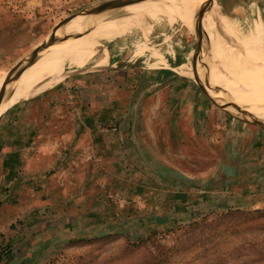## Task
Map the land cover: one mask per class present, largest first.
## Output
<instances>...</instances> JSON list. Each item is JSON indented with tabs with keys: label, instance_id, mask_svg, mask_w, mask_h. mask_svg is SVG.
Returning a JSON list of instances; mask_svg holds the SVG:
<instances>
[{
	"label": "rangeland",
	"instance_id": "obj_1",
	"mask_svg": "<svg viewBox=\"0 0 264 264\" xmlns=\"http://www.w3.org/2000/svg\"><path fill=\"white\" fill-rule=\"evenodd\" d=\"M105 1L0 0L1 84L9 74L12 80L27 74L47 44L59 46L50 49V64L79 45L92 50L80 64L64 60L63 76L47 88L68 78L77 83L65 97L68 130L77 96L83 100L81 128H126L135 153L133 162L108 165L100 159L97 167L83 152L63 175L56 168L38 175L25 162L5 168L8 160L0 153V264H264V150L236 147V162L248 166L236 167L235 174L225 170L233 152L230 137L217 128L228 120L264 138V0H199L179 8L180 0L153 15L163 0L114 7L103 6ZM75 17L64 26L69 30L83 21L82 30L73 28L69 39L51 42ZM97 19L113 21L112 28L103 31ZM189 40L195 52L186 60L181 49ZM164 68L167 81L158 72ZM31 98L0 111V130L12 127L4 119L7 110ZM201 107L207 108L201 121L207 137L192 117ZM97 113L117 120L100 122ZM206 172L209 179L221 176L226 190H233L234 181L244 184L254 197L241 206L207 209L171 203L160 216L154 198L163 194L167 177ZM27 176L32 177L23 186ZM43 224L47 232L36 235Z\"/></svg>",
	"mask_w": 264,
	"mask_h": 264
},
{
	"label": "crops",
	"instance_id": "obj_2",
	"mask_svg": "<svg viewBox=\"0 0 264 264\" xmlns=\"http://www.w3.org/2000/svg\"><path fill=\"white\" fill-rule=\"evenodd\" d=\"M190 20L188 25L192 26V18ZM209 27H211L210 23L207 24V28ZM211 33L212 29L208 32V35ZM254 33V36L257 38L259 36L258 27L255 28ZM193 44L194 41L189 40L181 49L183 57L186 60H190L194 55L195 47H193ZM83 48L79 45V49L69 52L67 58H59V63L56 64L49 63L53 57L44 60L33 72L28 74L25 81L16 88L13 96L8 99L4 110L15 102L27 97L31 98L41 92L39 96L29 99L26 103L11 106L7 110V114H5L4 119L7 124H11L12 122L11 128L0 130V153L5 160H8L5 162V168H10V166L13 169L16 167L20 168L25 162L26 168L32 169L34 172L36 170L38 175L41 174V170L55 168L61 170L59 174H62L64 173L62 170L70 167L71 163L79 162L83 152L90 154L91 161L97 167H99L100 159L108 161V165L113 162L115 163L117 159L120 163L121 161H135L133 155L135 154L133 150L134 146L131 141V135L126 128L118 130L116 125L110 129L81 128L84 120V116L81 117L83 100L82 98L78 99L77 96L75 101H71L72 105L73 103L75 104L71 106L72 111H70L71 115H73L74 125L71 130H68L67 119L70 106L65 97L69 88H78L77 83L73 84L72 80L68 78L55 86L47 88L52 85V81L63 76L62 72L65 68L62 67V63L64 60L69 59L72 63L80 64L85 56H89L92 53V50L83 51ZM44 65L47 66L42 68V70L38 69ZM158 72L162 75L163 81L169 80L170 76L167 74L169 70L164 68L158 70ZM30 74L32 75L29 77ZM195 111L198 116H192L193 121L196 123L200 122L197 130H201L203 137H207V123L201 124V121L207 120V108L203 109L201 107ZM201 114L203 115L202 120L199 117ZM95 119L100 122L117 120L110 113H97ZM125 119L126 116H123V121L121 122H125ZM220 124L217 128L220 133L223 130L226 137H230L229 142L232 149L231 152H233L229 156V159L223 162V166L225 165V170L229 168L235 174L236 167L239 168L241 165L248 166L247 163L240 164L236 162L237 155H234L236 154L235 148L256 146L262 147L264 150V138L258 132L252 131V128H245L241 124H235L228 120L224 122V125ZM86 140H88L87 145H85ZM12 160L18 163L17 166L14 165L16 162L8 164ZM228 161L230 163L227 167L226 163ZM134 163L136 164L137 162ZM249 165L253 168L255 163L252 161ZM139 168L142 169L143 167L139 166ZM239 174V172H236L237 177H239ZM20 177L19 180H21ZM31 177L27 176L20 183L24 186L27 182L26 179L30 180ZM145 178L148 179L147 176ZM165 186L167 187H162L163 194H155L156 197L154 198L157 202L156 208L160 212V216H164L165 212L168 213L167 210H164V207H169L171 203L174 205L175 203L184 201L188 204H196L200 209H207L227 205L241 206L251 200V197H254V193L246 192L244 184H239L238 181H234L233 190H226L227 184L221 179V176L209 179L207 178V172L193 178H189L188 176L186 178L180 174L174 177L171 175L167 177V185ZM228 191L232 194H226L229 193ZM15 208H18V205L12 206L11 211H15ZM46 227V224L41 225L39 228L37 225L36 235L46 233ZM32 240H30L31 244L29 246L34 243ZM22 243L25 248L26 242Z\"/></svg>",
	"mask_w": 264,
	"mask_h": 264
},
{
	"label": "bare ground",
	"instance_id": "obj_3",
	"mask_svg": "<svg viewBox=\"0 0 264 264\" xmlns=\"http://www.w3.org/2000/svg\"><path fill=\"white\" fill-rule=\"evenodd\" d=\"M179 1L180 0H163V3H162V5H161V7H159V9H157V11L156 10H154V11H152V15L153 14H155V13H167L169 10H172L174 7H176L177 5H178V3H179ZM186 1V0H185ZM185 1H183V2H181V4H180V7L179 8H181L182 6H183V4L185 3V5L186 6H188V5H192V4H194V3H196L197 1H199V0H187L186 2ZM178 10H180V9H178ZM92 11V10H91ZM131 11H132V9H131ZM136 11V10H135ZM176 11V10H175ZM177 12V11H176ZM173 14V13H172ZM128 16V15H127ZM129 17V16H128ZM78 17H75V18H73V19H71L70 21H67L66 23H64L63 25H62V27L55 33V35H54V37H53V39H51V42H59L60 40H67V39H69L70 37H69V31H73L72 29L73 28H75L74 30H76V31H78V32H80L81 30H82V26H81V24L82 23H84L83 21L82 22H80V23H77L79 26H76V25H71V27L69 28V30H68V27H66V26H69V24L71 23V22H75V21H77V20H79V18L77 19ZM84 20V19H83ZM98 21H97V24H98V28H101V27H103V31H106V30H108L109 28H112V26L111 25H109V24H111L112 22H111V20H109L108 22H103L102 24H100V21L101 20H99V19H97ZM85 21V20H84ZM87 22H88V20H86ZM93 23V22H92ZM86 23H84V25H85ZM91 24V23H90ZM64 25H66V26H64ZM83 25V24H82ZM94 25V24H93ZM89 26V25H88ZM91 26V25H90ZM95 26H93V28H94ZM90 28V27H89ZM88 28V29H89ZM87 30V29H86ZM70 32V33H71ZM51 37V36H50ZM90 38V37H89ZM86 39V38H85ZM63 42V41H62ZM66 42V41H65ZM69 42V41H68ZM58 44V43H57ZM73 44H75V43H73ZM73 44H71V45H73ZM50 44H47L46 45V47H44L43 49H41L38 53H37V55L35 56V60H33V62L32 63H30L31 64V67L29 68V70L27 71V74H22L23 72H21V74H19V75H14V77H13V80H12V76L10 77L11 79H9V81H6L4 84H3V87H4V94L2 95V97L0 98V111H1V113H2V110L4 109V107H5V105H6V103H7V101H8V98H9V95L23 82V81H25V79L27 78V76H28V74L29 73H31V72H33L38 66H39V64H40V62H41V60H46V59H48L49 57H53V54H51L50 53V49L51 48H58L59 46H55V45H50ZM49 46V47H48ZM64 47H67V46H61V49L63 48L64 49ZM46 48V49H45ZM51 51H53V50H51ZM43 58V59H42ZM78 60V59H77ZM103 60V59H102ZM101 62V61H100ZM29 64V65H30ZM98 64V63H97ZM102 64V63H101ZM28 66V65H27ZM25 68V67H24ZM25 70V69H24ZM23 70V68H21L20 69V71H24ZM19 71V72H20ZM12 73V72H11ZM9 76H10V74H9ZM8 76V77H9ZM11 80H12V82H11ZM0 87H1V80H0ZM0 113V114H1Z\"/></svg>",
	"mask_w": 264,
	"mask_h": 264
},
{
	"label": "water",
	"instance_id": "obj_4",
	"mask_svg": "<svg viewBox=\"0 0 264 264\" xmlns=\"http://www.w3.org/2000/svg\"><path fill=\"white\" fill-rule=\"evenodd\" d=\"M135 1H139V0H107V1H105L104 3H103V6H105V7H114V6H120V5H125V4H130V3H133V2H135ZM76 15V14H75ZM75 15H73V16H75ZM36 53H37V51H36ZM9 77L7 76L5 79H4V81L2 82V84H1V87H0V98L2 97V95L4 94V87H3V84L6 82V81H9V79H8ZM211 100V99H210ZM213 102V101H212ZM224 109H226L227 110V108L224 106L223 107ZM232 116H234V115H232ZM235 118H237V119H239V120H241L242 122H245V123H247V124H252V123H249V122H247V121H245L244 119H242V118H240V117H237V116H234ZM253 125V124H252Z\"/></svg>",
	"mask_w": 264,
	"mask_h": 264
}]
</instances>
